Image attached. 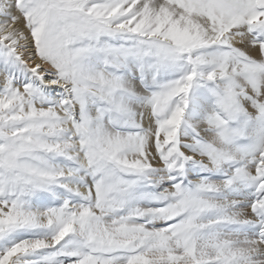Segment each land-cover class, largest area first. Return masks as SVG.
<instances>
[{
  "label": "snow or ice",
  "instance_id": "snow-or-ice-1",
  "mask_svg": "<svg viewBox=\"0 0 264 264\" xmlns=\"http://www.w3.org/2000/svg\"><path fill=\"white\" fill-rule=\"evenodd\" d=\"M0 264H264V0H0Z\"/></svg>",
  "mask_w": 264,
  "mask_h": 264
}]
</instances>
